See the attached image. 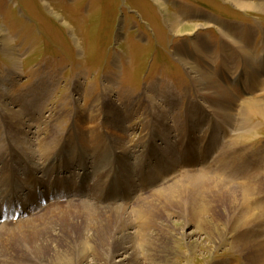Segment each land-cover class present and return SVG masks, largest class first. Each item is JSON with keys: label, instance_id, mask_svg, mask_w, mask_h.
<instances>
[{"label": "rangeland", "instance_id": "374dc122", "mask_svg": "<svg viewBox=\"0 0 264 264\" xmlns=\"http://www.w3.org/2000/svg\"><path fill=\"white\" fill-rule=\"evenodd\" d=\"M238 1L264 4V0H0V28L9 47V52L3 51L1 36L0 159L12 166L9 169L13 172L19 160L27 163L14 179L31 186L27 167L36 162L46 164L55 157L66 165L73 161L67 166L80 171L86 161L93 172L83 176L97 177L92 190L101 209H120L122 216L111 231L119 236L129 231L133 234L136 264H264V236L256 235L255 226L258 221L264 228V118L251 108L264 102V79L257 72L264 64V44L253 52L250 46L242 47L240 40V54L244 52V56H239L234 54L235 47L220 42L221 32L234 41L235 34L242 38L243 33L253 34L261 25L264 29V11L244 9L235 4ZM168 18L178 19L183 33L172 30ZM205 35L211 41L209 47ZM188 36L193 37L194 50L199 54L176 55L179 43ZM214 44L218 55L213 65ZM14 55L19 69L14 66ZM259 55L260 62L256 60ZM213 67H224L220 78L216 73L221 75L222 70ZM235 67H243L247 73L252 68L254 74L249 83L238 77L244 85L242 90L237 86L234 93L227 82L236 78ZM257 92L259 97L249 98ZM202 98L208 104L205 108L216 114L214 126L204 134L203 126L210 124L207 111L200 104H192ZM190 100L186 114L191 116L185 118L183 102L186 107ZM225 107L230 108L232 117L227 123L222 117ZM186 120L189 123L185 126ZM185 128L190 129L188 142L193 145V154H187L192 160L185 162L188 165L178 161L185 159L181 155L176 159L173 154L179 147L174 141L182 138ZM231 132L237 133L236 138L227 140ZM201 135L206 136V143ZM152 137L158 140L155 148L162 147L169 159L168 169L162 172L157 151L152 153L153 159L150 156L148 170H156L152 177L155 185L185 167H196L200 172L187 173L163 187L148 185V192L142 194L144 190L137 189L140 183L131 171L143 173L146 169L149 160L144 145ZM111 142L117 146L114 156L108 147ZM165 144L169 145L166 150ZM200 147L203 164L196 157ZM255 148L262 154L254 152ZM128 150L135 158L129 164L124 161ZM65 151L66 159L62 157ZM139 155L144 157L136 163ZM115 157L121 173H110L107 188L121 175L115 184L119 191L126 188L124 193L130 196L137 193L126 200L134 199L131 206L110 205L115 200L109 199L115 188L111 187L108 194L101 190L104 178L98 172L108 175L106 167H112ZM207 164L210 166L205 167ZM12 180L0 187L3 196L8 194ZM248 185L250 195L246 196ZM234 195L245 198L259 216L255 223L236 231L233 218L244 212L239 213L241 203L230 204ZM81 202L51 205L36 217L24 218L22 221L35 219L38 224V229L25 237L21 236L22 221L2 225L0 264H105L111 247L104 249L101 240L91 239L83 245L82 218H67L69 211L85 204ZM43 244L50 245L52 252L58 250L51 260H39L34 248ZM121 254H114L113 264Z\"/></svg>", "mask_w": 264, "mask_h": 264}, {"label": "bare ground", "instance_id": "6f19581e", "mask_svg": "<svg viewBox=\"0 0 264 264\" xmlns=\"http://www.w3.org/2000/svg\"><path fill=\"white\" fill-rule=\"evenodd\" d=\"M162 3V2H161ZM235 4H237V5H239V6H241V7H243L244 9H251V10H261V11H264V4H259V5H256V4H252V3H246V2H235ZM182 11V10H181ZM209 18V17H208ZM169 20H168V24H169V27L170 28H172V30H175L176 32H178L179 34H181V33H183V30H179V27H180V25H179V21H178V19H174V20H172L171 18H168ZM180 20V19H179ZM190 29V28H189ZM191 30V31H190ZM190 30H188L189 32H193L192 31V28L190 29ZM4 31V30H3ZM2 31V29L0 28V37L2 36V49H3V51L4 52H7L8 51V40H7V36H6V33L5 32H3ZM185 33V32H184ZM9 52V51H8ZM7 54V53H6ZM263 58V57H262ZM12 60H13V63H14V66L16 67V69L18 68V66H19V63H18V59L15 57V55L12 57ZM19 69V68H18ZM259 70V71H258ZM257 70V72H264V64L262 65V67L260 68V69H258ZM197 72V71H196ZM230 76V75H229ZM199 78V77H198ZM199 79H201V78H199ZM235 78H232V80H234ZM237 81H238V83H240V81H241V79H237ZM201 82V81H200ZM243 89H244V87H243ZM245 91H246V89H245ZM248 91V90H247ZM246 91V92H247ZM259 100V99H258ZM261 100V99H260ZM263 101V100H262ZM262 101H259V102H257L256 104H253L252 106H251V108H253V112L255 113V114H259V116H261V117H263L264 118V102H262ZM229 107H225V108H222V117H224L225 119L223 120L224 122H228L229 121V119L230 118H232L231 117V114H230V112H229ZM229 113H228V112ZM232 113V112H231ZM233 116V115H232ZM184 139V138H183ZM167 140V139H166ZM213 140V143H214V139H212ZM166 143H167V141H165ZM175 142V141H174ZM179 148V147H178ZM130 150H128V152H129ZM171 155H173V154H171ZM134 156V153L131 151V152H129V153H127L126 154V156H125V158H124V161L126 162V163H128L129 164V160L132 158ZM179 161V160H178ZM180 162V161H179ZM0 163H2L3 164V168L0 170V187L2 188V187H4V186H7V184L6 183H8V182H10L12 179L10 178V177H13L14 175H13V171H11L10 169H9V166L10 165H8V164H6L5 163V161L1 158L0 159ZM58 163H60L62 166H63V163H62V161H61V159L60 158H57V157H55V158H52L51 160H50V162H48V163H46V164H41V163H38V162H36V163H33L32 164V167H34V169L36 168V169H38V171L40 172V173H42L43 175H48V174H50V175H54V173H55V171H56V167H57V165H58ZM73 163V161H71V162H69L67 165H70V164H72ZM25 164H27L26 163V161L25 160H23V159H21V160H19L18 161V165H19V167H18V169L16 170L15 169V171L14 172H16V177L19 175L20 176V174L18 173V172H20L23 168H24V166H26ZM88 163L85 161V163H83V165H82V174L80 173V172H78V174H79V178H80V180H81V182L83 183V187H84V185H85V183L87 182V178H85L84 176H83V174L85 175H87V174H89L88 172H93V171H91L90 170V168L89 167H87L88 165H87ZM110 165H111V162L109 163ZM113 165H112V167H109V166H107L106 167V170H107V174L108 175H106L104 172H102V173H100V172H98V175H101L103 178H104V181L102 182L103 183V185H102V188H101V190H102V192L103 193H105V194H108V192H111L112 193V189H111V187H114L115 188V192L114 193H116V194H112V196H114V198H115V200H113V201H117V199H119V198H121L122 197V192L123 191H119V189L117 188L118 186H115V184H116V181H117V179L119 178V177H122L121 175H119L118 177H114L113 179H112V183H111V186L109 187V188H107V186H109L108 184L109 183H107L106 181L109 179V177H111V176H109L110 175V173H112L113 171L115 172H117V174H119V173H121V170H120V167L117 165L116 166V164L115 163H112ZM149 164V163H148ZM182 164V163H181ZM86 165V166H85ZM101 165V164H100ZM119 165H121V164H119ZM105 166V165H104ZM122 166V168H123V165H121ZM10 167H12V166H10ZM29 167H31V166H28L27 168H29ZM71 167H73V166H70L69 167V169H71ZM132 167V166H131ZM16 168V167H15ZM104 168V167H103ZM35 169V170H36ZM80 169V168H79ZM126 169H129V168H126ZM135 169V168H134ZM81 170V169H80ZM79 170V171H80ZM100 170V169H99ZM101 170L103 171V169L101 168ZM139 170V169H138ZM9 171L12 173V174H10L9 175ZM18 171V172H17ZM97 171V170H96ZM135 171L136 170H133V171H131L132 173H134L135 174ZM145 171V170H144ZM37 172V171H36ZM143 172V171H142ZM38 173V172H37ZM52 173V174H51ZM12 175V176H11ZM40 176V175H39ZM201 176V175H200ZM41 177V176H40ZM103 178H101V179H103ZM96 179H97V177H96ZM202 179V178H201ZM206 180V179H205ZM164 181V180H163ZM195 181H196V179H195ZM118 182V181H117ZM202 182H204V179H203V181ZM197 183V182H196ZM33 184V183H32ZM32 184H31V186L30 187H32ZM118 184H119V182H118ZM184 184V183H183ZM188 184V183H187ZM27 185V184H26ZM180 185V184H179ZM186 184H184V187L186 188V186H185ZM193 185V184H192ZM24 187L23 188H21V186H20V188H21V190H24V189H27V187L25 186V185H23ZM182 186V185H181ZM195 186H196V184H195ZM250 185H248V186H246V188H245V195L246 196H248V195H250V187H249ZM187 187H188V185H187ZM199 187V186H198ZM79 188H80V186H79ZM86 188V187H85ZM85 188H82V189H85ZM176 188V187H175ZM181 188V187H180ZM179 188V189H180ZM254 188V187H253ZM57 189V187L55 188H53V189H51V187L49 188V190H48V193H49V191L50 190H52V193H54L55 192V190ZM177 189H178V187H177ZM187 189V188H186ZM66 190H67V188H66ZM188 190V189H187ZM186 190V191H187ZM1 191V190H0ZM178 192V191H177ZM182 192V191H181ZM18 193L19 192H17V188L16 187H11L10 186V190H9V192H8V194L7 195H5V196H3L2 195V193H0V197L3 199V198H6V199H8V200H11V199H13V198H15L16 196H18ZM58 193H59V190H58ZM179 193V192H178ZM231 193V192H230ZM50 194V193H49ZM175 194V193H174ZM185 194V193H184ZM228 194V193H227ZM179 195V194H178ZM112 196H110L109 197V199L112 197ZM222 196V195H221ZM96 196H92V197H90L91 198V200H87V201H82V203H85V204H82L81 205V207H79V208H76L75 210H73V212L72 211H69L70 212V214H68L67 215V218H74L75 219V217H81L80 219H81V221H82V224H83V229H82V232H81V236L82 237H84L85 238V240H86V242L84 241L83 242V245H87L88 244V241H90V239H91V241L93 240V242L95 241V240H101V244H102V246L101 247H103L104 249H106V247L107 246H109V247H111V251L112 252H110V254L111 255H106V261L104 262L105 264H113V262H114V259H113V256H114V254H116V252H122V254L121 255H123L122 256V258L121 259H118V261H117V263H114V264H136L137 263V261L135 260V250L133 249V245L135 244H133L132 245V242H134L133 241V234H132V232H124V233H122V235H117V234H114L113 233V231H111V227H112V225L113 224H115L116 223V220L120 217V216H122L121 215V213H118V211L120 210L119 208L117 209V208H115V209H106V208H102L101 209V205H100V201H99V199H97V198H95ZM224 197H226V196H224ZM99 198H102V196H100ZM127 198L128 197H126L125 198V200H127ZM227 198V197H226ZM55 200H60V199H62V197L60 196V195H56V197L54 198ZM123 200V199H122ZM240 200H241V202H240ZM178 202V201H177ZM202 202V201H201ZM94 203H97L98 205H94ZM110 203V202H109ZM239 203H241L240 205H242V211L241 212H239V213H242V212H244L243 213V215L242 216H239L238 218H233V229H234V231H236V230H240L241 228H244V227H247L246 225H249V224H252L253 222L255 223V218H257V217H259L258 215H257V213L254 211V209L250 206V203H248V201L245 199V198H239V197H236L235 195L234 196H232L231 197V199H230V204L231 205H233V206H237ZM22 205H23V207H27L26 206V204H25V200H22ZM72 205V204H71ZM231 208V207H230ZM229 208V209H230ZM234 208V207H233ZM209 209V208H208ZM188 210V209H187ZM195 210V209H194ZM235 210V209H234ZM231 211V210H230ZM188 212V211H187ZM197 211H195V214H197L196 213ZM198 212H199V210H198ZM61 213H63V212H60L59 213V215L60 216H62V214ZM231 213H233V212H231ZM235 213V212H234ZM238 213V214H239ZM192 214V213H191ZM199 214V213H198ZM222 214V213H221ZM227 215V214H226ZM235 215V214H234ZM125 218V217H124ZM258 219H260V218H258ZM119 220V219H118ZM26 221V220H25ZM25 221H22L19 225L21 226L20 228L22 229L21 230V232H23V234H21V236H23V237H25V236H27L28 235V233L29 232H33L34 233V231L35 230H37L38 229V224H36L34 221H35V219L33 220V219H29V220H27L26 222ZM30 221V222H29ZM127 222H128V220H127ZM130 222V221H129ZM68 223V222H67ZM229 223V222H228ZM79 224V223H78ZM82 224H80V225H82ZM260 223H258V221H257V224H255V226L257 225V228H258V232H259V234H256L257 236H261V238L264 236V228H263V225H259ZM118 225V224H117ZM69 226V225H68ZM66 227V226H65ZM126 227V226H125ZM7 228H5V230H6ZM10 229H15V228H10ZM124 230V229H123ZM61 231V230H60ZM115 231V230H114ZM117 231H118V229H117ZM233 231V230H232ZM72 232V231H71ZM41 233V232H40ZM66 233H68V232H66ZM74 234V233H73ZM119 234V233H118ZM189 235V234H188ZM70 238V237H69ZM52 239V238H51ZM64 239V238H63ZM9 240V239H8ZM66 240H67V238H66ZM84 240V239H83ZM82 240V241H83ZM47 241V240H46ZM78 241H79V239H78ZM28 242V241H27ZM65 242V241H64ZM68 242V241H67ZM74 242V241H73ZM51 243V242H50ZM80 243V242H79ZM97 243V242H96ZM91 245H92V243H90ZM73 245H74V243H73ZM72 245V246H73ZM71 246V247H72ZM9 247V246H8ZM51 246L50 245H46V247H44V244L43 245H41V246H37V247H35L34 249H35V251H36V253H37V255H39L38 257H39V260H44L45 259V261H46V258L47 259H49V260H51L52 259V257H54L55 256V253H57V251L56 252H52V250H51V248H50ZM80 249V248H79ZM83 250V249H82ZM53 251H55V250H53ZM81 251V250H80ZM86 251V250H85ZM13 252V251H12ZM105 252H106V250H105ZM8 253V252H7ZM16 252H14L13 254H15ZM108 254V253H107ZM21 255H23V254H21ZM24 255H25V253H24ZM101 255V254H100ZM9 256H11V255H9ZM13 256V255H12ZM14 257V256H13ZM16 257V256H15ZM101 257V256H100ZM23 258V257H22ZM14 258H9V260H13ZM17 259V258H16ZM94 259H95V257H94ZM54 260V259H53ZM8 261V260H7ZM13 261H16V260H13ZM33 261V260H32ZM38 261V260H37ZM39 262V261H38ZM7 263V262H6ZM35 263V262H34ZM42 263H44V262H42ZM70 263H72L71 261H70ZM3 264H5V261H4V263ZM102 264V263H101Z\"/></svg>", "mask_w": 264, "mask_h": 264}, {"label": "crops", "instance_id": "0c3cea01", "mask_svg": "<svg viewBox=\"0 0 264 264\" xmlns=\"http://www.w3.org/2000/svg\"><path fill=\"white\" fill-rule=\"evenodd\" d=\"M205 37V39H206V45L208 44V41H207V37H206V35L204 36ZM193 41V40H192ZM192 44H193V52H191L189 49H187L186 47H185V44H183L182 43V47H183V49H181V50H179V49H177L176 50V55H185V56H189V55H194V54H199L197 51H195L194 49H196L195 48V43H194V41L192 42ZM208 47L209 46H211V45H207Z\"/></svg>", "mask_w": 264, "mask_h": 264}]
</instances>
